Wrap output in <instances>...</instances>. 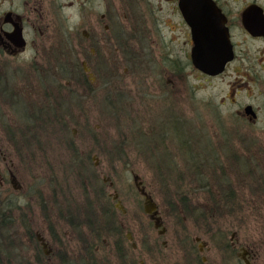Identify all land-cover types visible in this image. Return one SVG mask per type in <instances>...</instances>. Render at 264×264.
Instances as JSON below:
<instances>
[{"label":"rangeland","instance_id":"1","mask_svg":"<svg viewBox=\"0 0 264 264\" xmlns=\"http://www.w3.org/2000/svg\"><path fill=\"white\" fill-rule=\"evenodd\" d=\"M49 15L53 39L63 38L68 27L64 18L66 12L55 13L51 4ZM113 19L117 25L119 16ZM53 33L48 31V34ZM111 44V55H118V46L114 42ZM140 55L137 60L143 57ZM149 64V67L147 65L141 69L150 71L158 68ZM137 74L142 76L143 72L138 73L130 67L128 81L131 83ZM30 75L12 72L3 74V79L9 80L10 86L14 83V91L20 98L33 103L35 98L25 89L26 82L29 90H35L37 87L43 88L49 81L41 77V72ZM64 76L60 77V95L67 90L65 82L70 81ZM153 90L158 92L156 88ZM131 93L134 98L117 101L112 111L108 108V98L101 101V98L97 100L96 96L94 98L88 94V98L81 99L67 91L58 101L63 100L55 104L59 116L33 120L23 118L19 108L0 92V96L4 97L0 98V176L3 179L8 176L3 166V158L6 157V163L12 162L13 172L23 187L22 192L13 194L9 179L2 186V197H10L7 201L13 204L9 207L11 226L1 228L4 231L2 244L13 245L17 255L10 257L3 251L0 264H38L37 260L45 261L44 264H63L59 260L60 254H66V258L75 264H86L87 261H96V264H242L238 258L239 246L250 247L254 241L261 245V255L264 257V179L262 175V178L257 175L264 174V161L254 159L264 154V145H254L249 141L248 147H243L246 155L253 158L250 164L203 169V175L213 184L222 181L217 176L224 172L242 199L235 213L214 206L212 215L195 223L179 212L182 209L178 203L181 192L178 194V191H174L180 187L191 195L196 185V180L192 178L198 175L194 170L185 168L188 153L181 157L176 148L178 141L179 148L183 149L181 134L175 132L176 124L168 121L173 109L171 97L169 94L157 98L149 94ZM135 94L139 97H135ZM141 97L143 106L137 102ZM241 98L245 101L244 93H241ZM18 101L23 102L21 99ZM24 106L27 105L19 104V107ZM235 108L228 104L225 114L222 112L224 118L201 120L195 128L204 129L213 123L221 132L219 124L229 123V128L236 131L238 138L259 128L245 126L236 130L242 124L234 123L232 111ZM185 126L182 135L194 139L189 147L196 150V133L189 130L191 123H185ZM139 134L153 140L147 141L137 136ZM158 134L162 138V146L160 152L153 153L150 148H154ZM209 144L207 147L212 148ZM197 146L200 150L202 143ZM235 146L234 141H229L227 151L224 149L215 153L211 150L203 152L204 155L199 152L196 157L213 160L221 155L227 158L232 150L236 153ZM88 149L95 158L90 157L88 161L79 158L81 151ZM215 169L220 172L217 174ZM134 174L142 181L143 191L158 204L166 227L164 235L157 234L143 211L144 198L133 182ZM189 178L193 181L190 182ZM223 184L227 186V183ZM87 186L96 190L90 192L93 198H101V202L93 204L91 211L95 216L87 210L89 206L86 202L92 200L86 193ZM170 190L174 191V198ZM115 195L124 213L116 207ZM197 198L203 206L208 200L215 202L206 193H198ZM204 198L208 200L204 201ZM86 216L92 227L85 222L88 220ZM115 226L118 233L114 232ZM232 232H236V235L233 236ZM194 233L199 234L207 245L201 252L193 242ZM37 235L45 239L47 248L44 250L51 251L48 253L52 254L51 263L46 260ZM85 241L88 242L86 245ZM232 241L236 242L233 248ZM2 244L0 247H3Z\"/></svg>","mask_w":264,"mask_h":264},{"label":"flooded vegetation","instance_id":"2","mask_svg":"<svg viewBox=\"0 0 264 264\" xmlns=\"http://www.w3.org/2000/svg\"><path fill=\"white\" fill-rule=\"evenodd\" d=\"M51 4L55 13L62 10L66 12L64 18L68 27L63 38L60 36L58 40L53 39L54 33L50 31ZM116 15L119 16L117 25L113 19ZM243 15L246 17L247 27L243 23ZM48 31L53 34H48ZM113 42L119 48L118 55L115 56L110 53ZM229 52L231 55L226 59L222 70L214 71L220 67L213 66L217 63L216 55ZM139 55L143 57L137 60ZM149 63L158 68L150 71L141 69L147 65L149 67ZM130 67L138 73L143 72L142 76L134 75L131 83L127 75ZM12 72L29 75L41 72V77L49 82L43 88L37 87L35 90H29L30 86L26 82L25 89L35 98L30 103L14 91V83L10 86L9 80L3 79V74ZM0 75V92L19 108L23 118L33 120L37 117L46 119L59 116L55 104L63 100L58 101L67 91L74 96L77 94L81 99L88 98V94L97 97V100L108 98V105L111 106L108 108L112 111L117 101L134 98L131 91L157 98L169 94L173 109L172 112L168 109L171 112L168 121L176 124L175 132L182 137L183 149L179 148L178 141L175 143L176 148L181 157L188 153L185 168L194 170L198 175L197 178H192L196 180V185L191 195L179 186L178 190H174L178 194L181 192L178 203L182 209L178 211L195 223L212 215L214 206L227 208L235 213L242 198L238 197L232 180L222 172L223 175L217 176L222 181L210 183L208 177L203 175V169L250 164L253 158L246 155L243 147L246 149L249 141L254 145H264V0H0ZM63 75L70 81L65 82L67 90L60 95V77ZM222 85L226 88H220ZM153 88L158 92L155 93ZM241 93H244L245 101L241 98ZM135 97L139 96L135 94ZM19 99L23 102L19 103ZM137 102L143 106L142 97ZM19 104H26L28 107H19ZM228 104L236 107L232 111L234 123L242 124L236 130L245 126H259L251 131L253 135L243 134L238 138L236 131L229 128V123L219 124L221 132L213 123L208 125L209 128H195L196 124L200 125L201 120L224 118L223 113L225 114ZM61 111L67 112L66 109ZM185 123H191L192 128L189 130L196 133V150L189 147L194 139L182 135ZM137 136L144 137L147 141L153 140L143 134ZM154 141V148H150V151L158 153L162 146L161 136L158 134ZM229 141H234L238 152L232 150L227 158L221 155H216L217 159L213 160H205L204 156L196 157L199 152L204 155L203 152L211 150L215 153L224 149L227 151ZM208 142L212 146L210 149L207 147ZM201 143L202 148L199 150L197 145ZM81 152L79 158L86 161L90 157L95 158L90 149ZM254 159L264 161V154ZM3 161V166L6 167L4 172L8 176L4 179L0 176V188H3L6 179H9V184L13 179L18 188L11 186L12 193L22 192L23 187L13 172L12 162L7 164L6 157ZM215 171L217 174L220 172L217 169ZM257 175L264 179V174ZM104 178L103 175V182ZM189 181L192 182L191 179ZM223 183H227V186ZM134 184L145 199L139 191L144 188L139 177ZM92 190L96 192L94 188L88 187L86 193L92 200L101 202L100 196L93 198L90 195ZM174 191H171L172 196ZM198 193H206L215 202L207 199L208 203L203 206L197 198ZM114 198L116 200L117 196ZM207 200L204 198V201ZM115 205L124 213L119 199ZM156 205L157 214L154 217L159 218L161 226L155 230L157 234L159 230H163L161 235H164L165 223L158 204ZM147 215L154 225L151 215ZM232 233L233 236L236 235V232ZM37 239L46 260L51 263L52 254H48L51 251L44 250L47 248L45 239L39 236ZM192 239L199 247L198 251L207 247L199 234L194 233ZM235 245L236 242L232 241L231 248ZM94 247L98 249L96 244ZM238 252L242 264H264L261 245L256 241L250 247L239 246ZM16 255L14 248L11 256ZM66 256L60 254L59 260L63 264H75ZM38 261V264L45 263L43 260Z\"/></svg>","mask_w":264,"mask_h":264},{"label":"trees","instance_id":"3","mask_svg":"<svg viewBox=\"0 0 264 264\" xmlns=\"http://www.w3.org/2000/svg\"><path fill=\"white\" fill-rule=\"evenodd\" d=\"M66 129H67V127H66ZM7 199H9V197H7V198L6 197H2V189L0 188V241H2V242H0V244H2L4 242L3 241L4 231L1 228L5 227V228L8 229L11 226V223H12V219H10V212H11V210H10L9 207L11 205H13V204H11L9 201H7ZM95 202H96L95 200H90V199H88V202H86L87 207L89 206V208H87V210H89V214L90 215H94V212H92V211L94 209L93 204ZM86 219H88L87 216H86ZM85 222L87 223L88 226L92 227V223L89 221V219L88 220H85ZM117 230H118L117 229V226H115L114 232L118 233ZM87 243L88 242L85 241V244L84 245H86ZM2 246H3V244H2ZM89 248L94 251L93 247L90 246ZM3 251H5L6 253H8V255H10V257H11V254L14 253V247H12L11 244H9L7 246L0 247V255L1 256H2ZM0 263H1V260H0ZM86 264H96V261H92V262L87 261Z\"/></svg>","mask_w":264,"mask_h":264},{"label":"water","instance_id":"4","mask_svg":"<svg viewBox=\"0 0 264 264\" xmlns=\"http://www.w3.org/2000/svg\"><path fill=\"white\" fill-rule=\"evenodd\" d=\"M245 15V14H244ZM243 15V23L244 25L247 27L246 23H245V18ZM249 28V27H248ZM231 55V52L229 53H223V54H220V55H216V61L217 63H215L213 66H220L218 67V69H214V71H221L224 64H225V61L226 59ZM223 57V58H222ZM250 108V107H249ZM138 176L137 175H134L133 177V180L134 182H136ZM140 183L138 182L137 183V187H139ZM11 186L14 188V189H17L18 187H16V183L13 181V179L11 180ZM139 191L144 195L145 199H144V205H143V211L144 213H147L149 215H151L150 219H152L154 221V228L157 229L159 226H161V223H160V220L159 218L157 217H154V215H156V207L157 205L155 204V202H153L152 198L146 193L143 191V189H139ZM163 233V230H159V234H162Z\"/></svg>","mask_w":264,"mask_h":264}]
</instances>
